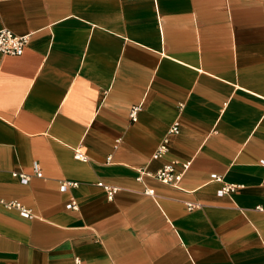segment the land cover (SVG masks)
Masks as SVG:
<instances>
[{
    "label": "crops",
    "instance_id": "obj_1",
    "mask_svg": "<svg viewBox=\"0 0 264 264\" xmlns=\"http://www.w3.org/2000/svg\"><path fill=\"white\" fill-rule=\"evenodd\" d=\"M0 29L29 36L0 54V264H264V0H0Z\"/></svg>",
    "mask_w": 264,
    "mask_h": 264
},
{
    "label": "built area",
    "instance_id": "obj_2",
    "mask_svg": "<svg viewBox=\"0 0 264 264\" xmlns=\"http://www.w3.org/2000/svg\"><path fill=\"white\" fill-rule=\"evenodd\" d=\"M28 35L23 36H16L12 34L9 30L6 29H0V54L2 55H9V56H20L23 48L27 44L28 41ZM138 107H131L129 109L128 117L131 122L135 121V115L138 111ZM169 134H176L177 133V122H174L169 130ZM166 139L161 141V143L156 147L155 151L152 153L151 158L157 159L161 157L166 152ZM73 159L80 161V162H86V157L83 155V153L80 152L79 149H73ZM187 167L186 164L182 165V168L185 169ZM31 171L34 177L40 178L41 173L39 171V167L37 163L32 162L31 164ZM11 177L16 179L20 184H26L28 181V176L21 174V173H11ZM158 182L162 184H174L178 181V176L173 174V168L172 164L165 165L161 170L157 171L153 176ZM76 183H67V182H61L59 185V188L61 191L66 189L67 187H75ZM97 186L101 187L103 191L106 194L107 200H110L113 196V194L116 192L117 189L111 188V187H104L101 185V183H97ZM240 189L239 186H224L221 188L217 195L222 196L227 193H233L234 191ZM144 194L151 195L150 191H144ZM5 209H15L18 212V215L23 219H31L32 215L30 211L23 206L19 205L16 202H8V203H1ZM67 208L75 209L74 202L69 203L67 205ZM188 209H191V205H187Z\"/></svg>",
    "mask_w": 264,
    "mask_h": 264
}]
</instances>
